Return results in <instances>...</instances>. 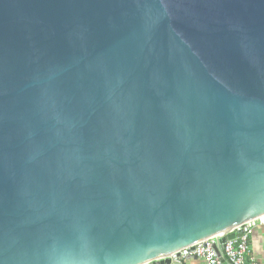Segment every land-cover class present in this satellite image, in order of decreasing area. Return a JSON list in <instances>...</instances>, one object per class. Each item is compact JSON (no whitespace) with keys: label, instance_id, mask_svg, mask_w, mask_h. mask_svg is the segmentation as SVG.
Returning <instances> with one entry per match:
<instances>
[{"label":"water","instance_id":"water-1","mask_svg":"<svg viewBox=\"0 0 264 264\" xmlns=\"http://www.w3.org/2000/svg\"><path fill=\"white\" fill-rule=\"evenodd\" d=\"M261 216L264 0H0V264H230Z\"/></svg>","mask_w":264,"mask_h":264},{"label":"built area","instance_id":"built-area-1","mask_svg":"<svg viewBox=\"0 0 264 264\" xmlns=\"http://www.w3.org/2000/svg\"><path fill=\"white\" fill-rule=\"evenodd\" d=\"M258 226H264V216L238 226L232 231L234 234L242 233V236L239 239L227 241L225 244L224 253L230 264H258L251 256L250 248V239L254 229ZM218 240L219 238L215 237L205 242L198 243L193 247L173 253L168 258H171L175 263L186 261L189 257H196L202 259L205 264H223L221 258L214 249V245Z\"/></svg>","mask_w":264,"mask_h":264},{"label":"crops","instance_id":"crops-1","mask_svg":"<svg viewBox=\"0 0 264 264\" xmlns=\"http://www.w3.org/2000/svg\"><path fill=\"white\" fill-rule=\"evenodd\" d=\"M251 256L258 264H264V226H258L254 229L250 239ZM185 264H205L202 259L186 260Z\"/></svg>","mask_w":264,"mask_h":264}]
</instances>
